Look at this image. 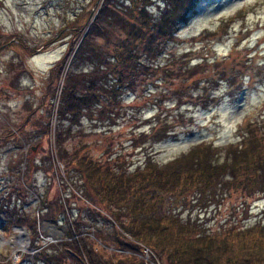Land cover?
<instances>
[{"label":"rangeland","instance_id":"374dc122","mask_svg":"<svg viewBox=\"0 0 264 264\" xmlns=\"http://www.w3.org/2000/svg\"><path fill=\"white\" fill-rule=\"evenodd\" d=\"M102 3L0 0V264H42L37 259L47 251L56 257L71 253L65 241L77 232L117 254L163 264L145 246L115 248L97 237L87 198L79 200V191L76 196L71 191L77 188L72 177L79 175L78 162L89 157L126 169L146 158L167 161L201 140L240 141L248 121L264 119V0H199L162 54L149 68H137L131 89L102 97L77 124L59 123L64 73L58 88L50 69L72 49L68 30L93 21ZM186 64L191 68L183 72ZM59 130L65 159L56 140ZM226 191L203 197L208 203L189 199L185 205L169 194L165 207L183 216L200 214L211 229L264 221V191ZM55 204L65 207L53 218ZM14 240L22 247L15 249Z\"/></svg>","mask_w":264,"mask_h":264},{"label":"trees","instance_id":"16d2710c","mask_svg":"<svg viewBox=\"0 0 264 264\" xmlns=\"http://www.w3.org/2000/svg\"><path fill=\"white\" fill-rule=\"evenodd\" d=\"M198 1L103 0L93 21L68 30L73 34L72 49L50 69L58 88L64 73L56 111L59 123L77 124L85 111L100 104L102 97L111 98V94L117 98L122 88L131 89L137 68H149L162 54L166 43L174 39L178 24ZM78 39L80 43L72 53ZM163 56L167 64L170 53ZM81 61L89 64L79 67ZM161 64L158 61L157 66L162 68ZM185 67L183 72L191 65ZM245 127L240 141L216 144L201 140L167 161L146 158L134 168L117 169L110 163L103 165L83 157L78 162L79 175L72 177L71 183L77 187L72 194L76 196L78 190L77 199L87 198V215L96 223V235L106 245L146 246L163 264H264V221L225 223L211 229L200 214L183 216L175 208L165 207L169 194L185 205L189 199L203 202V197L226 190H241L248 195L263 192L264 119L254 124L248 121ZM46 131H52L49 123ZM62 134L60 131L56 140L60 157L65 159L68 151L61 145ZM59 205H53L51 217L64 211L65 205ZM45 207L51 209V204ZM76 227L82 230L83 226ZM77 235L65 241L71 253L56 257L47 251L38 263L84 264L87 259L89 264H145L135 254H117Z\"/></svg>","mask_w":264,"mask_h":264},{"label":"bare ground","instance_id":"6f19581e","mask_svg":"<svg viewBox=\"0 0 264 264\" xmlns=\"http://www.w3.org/2000/svg\"><path fill=\"white\" fill-rule=\"evenodd\" d=\"M46 226H47V228H49V231H50V233H55L56 234V232L54 231V229H53V226H51L50 224H46ZM18 230H20L19 232H20V234H23L24 232L22 231V228H19ZM53 235V234H52ZM14 241H17V240H14ZM22 244V243H21ZM18 246H20V244H18V241L16 242V244H15V249H18ZM20 247H22V246H20ZM24 248V247H23ZM41 251V250H40ZM39 251V252H40Z\"/></svg>","mask_w":264,"mask_h":264},{"label":"built area","instance_id":"2783aa9c","mask_svg":"<svg viewBox=\"0 0 264 264\" xmlns=\"http://www.w3.org/2000/svg\"><path fill=\"white\" fill-rule=\"evenodd\" d=\"M146 247V246H145ZM146 249H149L148 247H146ZM150 250V249H149Z\"/></svg>","mask_w":264,"mask_h":264}]
</instances>
